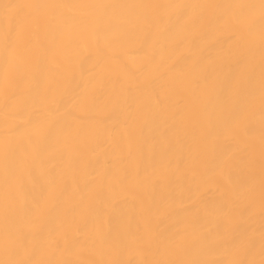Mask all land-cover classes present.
Segmentation results:
<instances>
[{
    "label": "bare ground",
    "instance_id": "bare-ground-1",
    "mask_svg": "<svg viewBox=\"0 0 264 264\" xmlns=\"http://www.w3.org/2000/svg\"><path fill=\"white\" fill-rule=\"evenodd\" d=\"M0 264H264V0H0Z\"/></svg>",
    "mask_w": 264,
    "mask_h": 264
}]
</instances>
